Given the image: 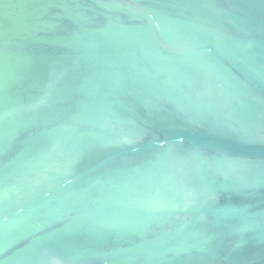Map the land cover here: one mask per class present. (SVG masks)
I'll return each mask as SVG.
<instances>
[{
	"label": "water",
	"instance_id": "obj_1",
	"mask_svg": "<svg viewBox=\"0 0 264 264\" xmlns=\"http://www.w3.org/2000/svg\"><path fill=\"white\" fill-rule=\"evenodd\" d=\"M0 264H264V0H0Z\"/></svg>",
	"mask_w": 264,
	"mask_h": 264
}]
</instances>
